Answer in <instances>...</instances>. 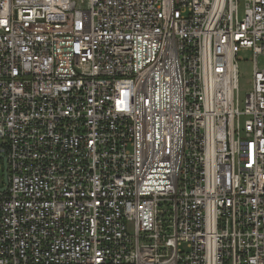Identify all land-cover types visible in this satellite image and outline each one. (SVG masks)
<instances>
[{
	"label": "built area",
	"instance_id": "1",
	"mask_svg": "<svg viewBox=\"0 0 264 264\" xmlns=\"http://www.w3.org/2000/svg\"><path fill=\"white\" fill-rule=\"evenodd\" d=\"M259 56L264 0H0V264H264Z\"/></svg>",
	"mask_w": 264,
	"mask_h": 264
},
{
	"label": "rangeland",
	"instance_id": "2",
	"mask_svg": "<svg viewBox=\"0 0 264 264\" xmlns=\"http://www.w3.org/2000/svg\"><path fill=\"white\" fill-rule=\"evenodd\" d=\"M239 57L241 60L238 62L239 68V95H238V108L240 112L244 110V100L245 95L249 93L251 89V81H252V53L249 50H242L239 53ZM258 67L262 68L264 66V58L263 56H259L257 58ZM247 119V117H240V122H243ZM3 162L0 160V187H3Z\"/></svg>",
	"mask_w": 264,
	"mask_h": 264
},
{
	"label": "water",
	"instance_id": "3",
	"mask_svg": "<svg viewBox=\"0 0 264 264\" xmlns=\"http://www.w3.org/2000/svg\"><path fill=\"white\" fill-rule=\"evenodd\" d=\"M0 160H2V162H3V168H4V173H3V182H4V184H3V187L0 188V192H1V191H4L5 188H6V185H7V177H6V161L2 157H0Z\"/></svg>",
	"mask_w": 264,
	"mask_h": 264
}]
</instances>
